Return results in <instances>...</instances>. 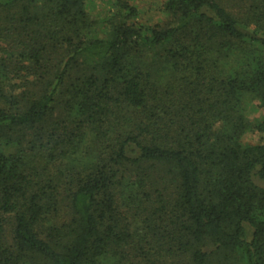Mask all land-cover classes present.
<instances>
[{
	"label": "trees",
	"instance_id": "trees-1",
	"mask_svg": "<svg viewBox=\"0 0 264 264\" xmlns=\"http://www.w3.org/2000/svg\"><path fill=\"white\" fill-rule=\"evenodd\" d=\"M90 1L0 0V264H264V0Z\"/></svg>",
	"mask_w": 264,
	"mask_h": 264
},
{
	"label": "rangeland",
	"instance_id": "rangeland-1",
	"mask_svg": "<svg viewBox=\"0 0 264 264\" xmlns=\"http://www.w3.org/2000/svg\"><path fill=\"white\" fill-rule=\"evenodd\" d=\"M115 0H92L88 3V10L94 17L103 18L109 15L115 4ZM132 5H135L139 11L138 22L146 27H153L157 24H164L168 20L167 14L163 10L165 0H128ZM253 102L249 105L247 114L249 118L257 119L263 114ZM259 134H247L244 137V142L255 143L261 139Z\"/></svg>",
	"mask_w": 264,
	"mask_h": 264
}]
</instances>
